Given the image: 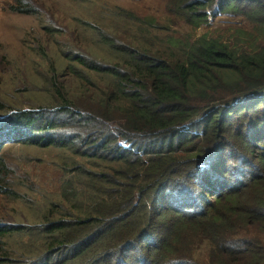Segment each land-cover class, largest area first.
Instances as JSON below:
<instances>
[{
  "label": "trees",
  "instance_id": "16d2710c",
  "mask_svg": "<svg viewBox=\"0 0 264 264\" xmlns=\"http://www.w3.org/2000/svg\"><path fill=\"white\" fill-rule=\"evenodd\" d=\"M166 1L192 27L245 26L175 38L164 57L97 32L115 62L74 54L64 67L84 100L50 83L52 107L3 113L0 148L67 155L39 222L0 223V264H264V0Z\"/></svg>",
  "mask_w": 264,
  "mask_h": 264
},
{
  "label": "rangeland",
  "instance_id": "374dc122",
  "mask_svg": "<svg viewBox=\"0 0 264 264\" xmlns=\"http://www.w3.org/2000/svg\"><path fill=\"white\" fill-rule=\"evenodd\" d=\"M166 0H0V117L13 108L52 107L56 101L50 83L62 87L66 96L84 100L83 83L64 67L74 54L100 63H113L116 55L100 42L97 32L116 42L132 41L152 55L164 57L175 38L195 39L203 33L223 36L245 26L239 17H209L192 27L166 10ZM31 9V13L16 9ZM122 13H134L155 22L143 33L139 24ZM236 38V36H234ZM234 37H232L234 39ZM102 40V39H101ZM139 41V42H137ZM82 69V67L79 65ZM97 79L98 76L93 73ZM67 153L53 146L8 143L0 148L4 165L0 181V223H37L45 205L59 197Z\"/></svg>",
  "mask_w": 264,
  "mask_h": 264
}]
</instances>
